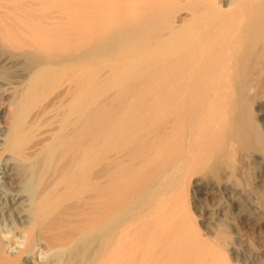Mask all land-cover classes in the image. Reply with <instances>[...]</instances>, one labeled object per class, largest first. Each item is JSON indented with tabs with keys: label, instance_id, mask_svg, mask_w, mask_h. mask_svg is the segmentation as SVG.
<instances>
[{
	"label": "bare ground",
	"instance_id": "bare-ground-1",
	"mask_svg": "<svg viewBox=\"0 0 264 264\" xmlns=\"http://www.w3.org/2000/svg\"><path fill=\"white\" fill-rule=\"evenodd\" d=\"M257 165L264 0H0V264H234Z\"/></svg>",
	"mask_w": 264,
	"mask_h": 264
},
{
	"label": "rangeland",
	"instance_id": "rangeland-1",
	"mask_svg": "<svg viewBox=\"0 0 264 264\" xmlns=\"http://www.w3.org/2000/svg\"><path fill=\"white\" fill-rule=\"evenodd\" d=\"M112 4L113 5H109L107 8L106 7L105 8H101V9L99 8L100 11L99 12L97 11L98 12V15H99V18L97 19V17H96V18L93 19L94 24H92V21H90L91 25H94V27H95V26H97L98 23L101 24V25H103V24H106V23H110L109 21H111L112 19H115L118 16V14H119L118 12H119V10H121L122 6H120L121 4L120 3H117V2L116 3H112ZM105 15H107V17ZM109 15H112V16H109ZM106 18H107V20H106ZM95 19H96V21H95ZM104 22H106V23H104ZM105 74L106 73L104 72V74L102 75V77H105L104 76ZM256 170H258L255 173L257 175L256 176L254 175L255 177L253 178L252 182H254V184L257 186V189L258 188L259 189H262L263 188L262 190H259V191H261L260 194L263 193V195H264V186L262 185V182L264 181V177L261 176L264 173V168L261 165H257ZM257 179H258V182H257ZM259 195H254L255 198H256V196H258V199H255L253 197L254 198L253 201H254L255 205L258 203V201L260 202V198L262 199L264 197L262 194H261V197H259ZM235 229H236V227H235ZM262 231H264V230H262ZM239 234H238V236L240 238L238 237V242L235 239V241L237 242V244H239V247L237 246V249H236L235 256L237 257V260H236V262L234 264H247L248 262L245 261L247 259L242 258L243 256H245V253H247L248 255H250L249 260L256 261L258 264L259 263L260 264H264V238L262 240L259 239V241H258V238L256 240V237H255L256 235L254 236V234H256V233L255 232H252V231H250V232H244V233L243 232H240ZM228 255L230 257L232 256L231 255V251H228Z\"/></svg>",
	"mask_w": 264,
	"mask_h": 264
}]
</instances>
